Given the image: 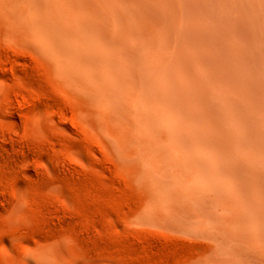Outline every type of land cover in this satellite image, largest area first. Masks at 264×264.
<instances>
[{
  "label": "bare ground",
  "instance_id": "bare-ground-1",
  "mask_svg": "<svg viewBox=\"0 0 264 264\" xmlns=\"http://www.w3.org/2000/svg\"><path fill=\"white\" fill-rule=\"evenodd\" d=\"M203 3L0 0V24L16 27L91 104L93 126L138 168L148 213L191 215L231 244H258L247 258L263 261L264 80L243 51L226 54L214 17L204 28ZM244 16L231 29L219 24L246 47Z\"/></svg>",
  "mask_w": 264,
  "mask_h": 264
},
{
  "label": "rangeland",
  "instance_id": "rangeland-1",
  "mask_svg": "<svg viewBox=\"0 0 264 264\" xmlns=\"http://www.w3.org/2000/svg\"><path fill=\"white\" fill-rule=\"evenodd\" d=\"M201 1L198 20L206 26L214 17L212 36L231 38L223 41L226 54L243 51L264 80V0ZM240 14L249 21L246 47L235 30H220ZM2 30L0 24V264H264L249 261L258 247L250 240L223 237L224 244L191 215L148 213L138 168L93 126L91 104L16 27Z\"/></svg>",
  "mask_w": 264,
  "mask_h": 264
}]
</instances>
